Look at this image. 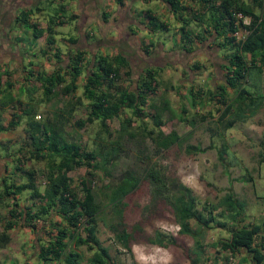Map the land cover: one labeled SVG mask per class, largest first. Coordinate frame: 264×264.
Returning a JSON list of instances; mask_svg holds the SVG:
<instances>
[{
  "label": "trees",
  "instance_id": "trees-1",
  "mask_svg": "<svg viewBox=\"0 0 264 264\" xmlns=\"http://www.w3.org/2000/svg\"><path fill=\"white\" fill-rule=\"evenodd\" d=\"M117 1L120 3V0ZM165 1L173 16H178L182 12L188 13L183 18H177L181 25L179 28L181 48L185 52L190 53L193 50L191 45L194 39L208 41L210 42L208 47L214 50L218 48L221 52L222 83L214 86L213 90L203 87L188 89L190 108L199 107L203 98L207 102L213 101L214 111L219 113L215 123L222 130L231 128L234 122L249 118L259 108H263L264 124V93H251L249 90L252 85L249 83L250 75L256 71L264 72V15L254 14L253 7L237 0ZM252 1L258 6L260 13H264L263 0ZM34 10L41 11L37 7L19 9V15L14 18V22L21 23L23 29L29 30L33 40L43 34L46 35V49L41 51L43 56L49 50L54 52L51 55L56 62L53 70L50 73L41 71L34 74L33 80L39 84L41 90L39 102H48L57 96L69 97L70 102L67 107L52 114L58 126L55 122L47 121L41 124L33 120L34 108L31 97L25 104L17 101V106L20 108L24 106L20 113L13 112L11 119L4 126L0 123V133L8 132L19 124L21 118H26L27 158L43 162L41 190L37 187L35 172L22 169V148L18 150L14 159V169L20 172V181H15L12 175L0 177V203L4 199L8 203L6 216L0 218V249L10 240L8 231L19 226L28 228L33 234H38L35 225L39 222L42 226L39 230L46 235V237L37 236L36 257L40 264H115L109 256L108 248L102 246L96 237V219L100 210L94 201L89 181L79 180V187L74 189L71 187L72 181L68 173L74 169L84 168L89 174L90 170H94L92 162L97 155L101 159L102 167L110 165V162L116 158L115 154L119 151V147L115 141H112L108 143L110 147L108 151L101 155V152L97 153L75 141L68 140L60 129L68 118L66 115H70L76 106H83L86 115L83 119H75L74 126L80 129L97 121L106 134H108L106 121L118 120L121 134H126L129 132L133 117L141 119L148 115L153 129L143 132L157 151L166 150L173 145H182L190 133L184 136L178 135L173 130L166 134L160 130L163 125L162 114L168 110V104L164 101L161 107H157L149 103V95H154L157 91L156 70L143 68L133 82L132 88L128 89L120 86L119 82L120 71H123L127 79L131 75L126 56L121 52H117L114 56L94 52L87 59V53L76 48L67 51L62 58L60 51L53 48L55 44L53 28L64 24L65 17L60 15L64 14L63 6L59 5L52 9L54 14L49 18L44 29H40L36 23L28 22ZM145 13L148 31L168 30L165 22L151 15L149 11ZM236 13L248 17V24L244 25L236 19ZM192 17L197 26L200 28L204 26L202 30L195 32L189 29ZM72 18L74 17L71 16L69 20ZM102 18L105 20L107 14L102 13ZM238 29L246 32L240 40H236L233 36ZM209 39L217 42L211 43ZM68 42L75 44L77 40L69 38ZM151 45L150 42L142 51L148 53L147 49ZM194 67L199 68L197 65ZM30 76H33L32 72H29ZM78 80L81 81L80 95L74 96L78 88L76 84ZM6 86L8 89L11 87L9 83ZM11 102V97L1 99L0 111L5 103ZM17 106L14 110L18 108ZM147 106L151 113L145 115L144 110ZM63 113L65 116L62 115ZM127 113L130 114L129 117L120 119ZM186 113L187 111L181 108L177 121L192 128L196 125L195 121L184 116ZM198 121H206V115H200ZM129 135L132 136L131 133ZM211 148L210 143L205 147L184 145L186 154L204 153ZM224 153L225 148L222 147L218 157L222 159ZM143 179L149 181L155 195H161L165 191L166 182L160 172L153 167L144 172ZM139 180L135 174L126 171L121 175L119 182L110 189L108 203L112 206L116 218L121 217L123 198L136 189ZM172 188L175 191L170 197L169 205L178 226V234L188 236L192 242L188 251L190 264H204L203 241L206 230L211 228L224 230L228 234L226 238L210 243L212 248L225 252L230 257L238 255L236 264H264V235L261 234L260 225L243 223L244 204L232 193L227 191L217 203L213 205L203 203L197 209L190 189L177 183H173ZM24 193L28 197L22 204L20 198ZM114 236L124 248L127 247L129 234L121 229ZM153 243L158 247L167 245L160 234L155 235ZM80 246H86L87 250L92 251L91 255L85 258L76 250Z\"/></svg>",
  "mask_w": 264,
  "mask_h": 264
},
{
  "label": "rangeland",
  "instance_id": "rangeland-1",
  "mask_svg": "<svg viewBox=\"0 0 264 264\" xmlns=\"http://www.w3.org/2000/svg\"><path fill=\"white\" fill-rule=\"evenodd\" d=\"M47 1L45 3L44 0H36L29 5L39 3L43 8L48 7V11L44 10L41 13L50 15L53 13V8H51L52 4L50 5L49 1H54L53 4H56L57 1ZM64 1L68 3V0ZM77 1L78 3L73 5V9L76 6L78 8V17L75 21L66 23V20H63L64 24L56 27L58 37H61L60 39L56 37V47L61 54L64 55L70 49L76 48L89 54V57L101 48L105 49V52L111 56L121 52L126 56L131 75L127 79L124 77L123 71H120L119 82L120 86L128 89L132 88L133 82L143 68H162V72L156 77L158 81L157 91L154 95H149V103L157 107H161V103L164 101L168 104V110L162 114L163 125L160 130L164 134L171 130L184 136L188 132L190 133L182 145H173L166 150L157 151L151 140L143 132L153 129L150 117L146 115V113H151L148 106L144 110L145 117L141 119L132 118L129 132L126 134H121L120 123L115 119L105 122L108 134L97 121L77 129L73 122L75 119L85 117L86 111L83 106H76L70 115H66L68 118L60 129L62 135L68 140L75 141L84 148L97 153L101 152V155L108 151L110 148L108 143L112 141H115L119 147V151L115 154L116 158L110 162V165L102 167L101 159L97 155L95 161L92 162L94 170H90L89 174L84 168L74 169L68 173L72 181L71 187L74 189L79 187V180L86 179L89 181L94 201L100 210L96 219V237L102 246L108 248L109 256L113 262L115 264H190L188 251L192 246L191 239L188 236L178 234V226L169 205L170 197L174 195L175 191L172 188L173 183L184 185L190 189L197 209L203 203L210 205L217 203L228 191L244 204V224L252 219H255V224H264V216L261 214L262 212L264 214L263 109H258L249 118L234 122L231 128L222 130L215 123L217 119V112L214 111L215 103L210 100H208L209 102L204 101L205 99L202 97L204 100H201V105L192 109L189 105L187 91L183 89L192 85L193 87L213 90L214 86L222 83V73L219 71V64L222 63V59L216 51L200 46L191 55L183 54L180 51L179 53L172 51V53H168L157 45L152 48L148 47V53H144L142 50L147 45H143V42L140 41L142 36L144 38V33L138 31L141 26L127 18V13H131L134 0H122V6H118L116 2L112 3L113 0ZM142 1L145 2L146 0ZM0 4H2V13H0V39H2L0 44L2 46L8 43L5 33L12 35L10 29H16L15 26L17 25L14 23L13 13L22 9L20 4L23 3H20L19 0H0ZM25 6L27 5L24 4L23 8ZM67 6V4H63V8L67 9ZM114 7L115 10L112 13L117 14L115 16L117 18L115 20L109 18L103 20L101 13L106 8L113 9ZM141 8L147 9L148 5L141 4ZM153 9L161 15L164 6L157 3ZM44 17L38 18L42 22L40 23L41 27L46 23V17ZM17 23L18 25L21 24ZM134 24L136 32L129 29ZM160 36L163 39L168 37L167 35ZM68 37L77 40V42L75 44L65 42ZM19 40L22 42L26 39L15 37L11 40L14 44L12 46L17 45L18 47ZM40 41L42 40L35 41L36 46H41L42 42L40 43ZM11 42L6 45L9 46ZM10 52L11 50L8 49L2 53L4 57L12 58L9 61H13V57L14 60L18 59V54H10ZM48 54L50 57L45 58L39 55L38 58L34 59L38 69L44 72H50L56 65L50 50ZM194 57L197 58L196 62L201 64L200 67L203 66V72L199 74L187 73L184 76L179 74V69L178 71L174 70L179 66L181 67L179 64H182L186 70L183 63ZM252 76L253 74L250 75L251 78H253ZM76 84L78 88L74 96L80 95L81 81L78 80ZM30 86L35 88V91L30 94L34 108L33 120L41 124L47 121L55 122L58 126V122L53 119L52 114L56 110L67 107L70 102L69 97L57 96L48 102L41 103L39 102L41 93L38 91L37 83H30ZM16 91L14 92L16 102L26 99L25 93L18 95ZM14 106L16 107L17 104L14 103ZM181 108L187 111L184 116L188 119L193 118L196 124L194 127L191 128L177 121V115L180 114ZM20 110V107L15 108V112L20 113ZM12 113L11 110L3 108L0 111V123L5 125L11 119ZM62 115L65 116L64 113ZM129 115L127 113L120 119L127 118ZM200 115H206V121L199 122ZM26 121V118H21L14 129L0 133V177L12 175L15 181H20V172L14 169V159L18 150L22 148V169L35 172L37 187L41 190L43 187V162L27 158ZM130 133L132 136L129 135ZM209 143L212 148L204 153L186 154L184 151L186 144L205 147ZM222 147L225 148V153L220 159L218 152ZM151 167L159 171L162 179L166 182L165 191L161 195H155L149 181L143 179L144 172ZM126 171L132 172L140 180L136 189L123 198L121 217L116 218L112 206L108 203V195L110 189L119 182L121 175ZM27 197L26 193L21 196L22 204L25 203ZM7 204L5 199L0 203V218L2 217V219L4 215L6 216ZM250 208L254 209L249 210ZM190 224L192 225V221ZM40 227H42L40 223H36L35 229L38 230V234H33L28 228L19 226L8 231L10 240L4 248L0 249V264H40L36 257L37 236L46 237L42 230H39ZM121 229L130 235L126 248L114 236ZM156 234H160L162 239L167 242L165 247H158L153 243ZM227 236V232L221 229L206 230L203 241L204 264L237 263L238 255L230 257L227 253L210 246V243ZM171 239L172 243L170 242ZM76 250L85 258L90 256L92 252L87 250L86 246H80Z\"/></svg>",
  "mask_w": 264,
  "mask_h": 264
},
{
  "label": "crops",
  "instance_id": "crops-1",
  "mask_svg": "<svg viewBox=\"0 0 264 264\" xmlns=\"http://www.w3.org/2000/svg\"><path fill=\"white\" fill-rule=\"evenodd\" d=\"M56 1H57V2H55L56 4H53L54 1H50V3L52 4V5L50 4L52 6L51 8H56L59 5L63 6V4H67L68 5L67 9L64 8V12H63L64 14H60V13H57V14L58 15L60 14L61 16H64L65 17L64 20H66V23L67 22H72V20L75 21V19L78 17V8L76 6L73 9V5H74V3H78V1L77 0H68V3H65L64 0H56ZM237 1L242 2L244 5H248L250 7H253L252 9H253L254 14H256V15H258V14L264 15V13H260V11L258 9V6H255L252 0H237ZM113 2H116L118 4V6H122V0H120V3H118L117 0H113L112 3ZM142 2H143L142 0H134L133 1L134 5L131 7V13H127V18H128V20L135 22V24H140L141 29H138V31L140 30V32L144 33V38H143V36H142V39L140 38V41L143 42V45L144 44L145 45H149V43L151 42L152 45L149 46V48L150 47L152 48V47L158 45V46H160L162 48V50H166L168 53H172V52L173 53H176V52L179 53V51H180L183 54H190V55L193 52H195L196 50H198L200 46H202V47L204 46L206 48L212 49V48L208 47L210 42L205 41V40L203 41V40L194 39L193 45H191L193 50L190 53L189 52H185V50H183V48H181V35L179 33V28H180L181 25H180V20L177 19V18H183L188 13L182 12V13H179L178 16H173V14L170 12L169 7H168V5H167L165 0H146L145 2H143V3ZM157 3H160L161 5L164 6V10L162 11L163 13H161V15L159 13L155 12V10L153 9V8L156 7ZM141 4L148 5V8L143 10L141 8ZM262 4L264 6V0L262 1ZM190 5L191 4L189 3V6ZM29 7H37L39 9H41V11L36 12L34 10L30 14L28 22L29 23H36L39 26L40 29H44L46 27V25H47V21L49 20V18L54 13H52L50 15L48 13H41L44 10L48 11V9H47L48 7L47 8H45V7L43 8L39 3H37L36 5H27V6H25V8H29ZM110 8H106L105 11H103L102 13L107 14V18L106 19L109 18L111 20H115V18H117V17H115L117 14L114 15V13H112L115 10V7L113 9H110ZM146 11H149L151 15L156 16L160 21L165 22L168 25V30L165 31V32H151V31H148L147 28H146V21L147 20L145 18V16H146L145 12ZM18 12L19 11L17 10L15 13H13V18H15V17H17L19 15ZM102 13H101V15H102ZM202 14L206 15V13H202ZM43 16L46 17V18L44 17L45 20H46V23L44 24L43 27H41L40 23H42V22H40L38 18L43 17ZM71 16H73L74 18L69 20V18ZM135 24L130 26L129 29H133V31L136 32V30L134 29L135 28ZM15 25H17V26H15V28H16L15 30H11L10 29V32H12V35H10L9 33H5L6 34L5 35L6 36V40L8 41V43L11 42V40L13 38H15V37H17L18 39L24 37L26 40L22 41V42H20V40H19L18 41V43H19L18 47H17V45L12 46V45H14V44H12V42H11V44L9 46L6 45L8 43L3 44L2 46L0 44V91H2V92H0V100L1 99L5 100L8 97L12 98V102L11 103H5L4 104V108H7L8 110H11V112H15L14 103H16L17 99L14 98L15 97L14 92L16 90H17L16 92L18 93V95L19 94L23 95L24 93L26 94V99L25 100L22 99V101H21L22 104H25L28 101L29 97H31L30 96V94H31L30 91H32V93L35 91L34 86L31 87L30 83H37L35 80H33L34 79V74L36 72H41L42 70L38 69V65L36 64L34 59L38 58L39 55H42L41 51L46 49V47H45L46 35L45 34H43L39 38L33 40L32 39V34H31V32L29 30L23 29L20 25H18V23H15ZM56 27L57 26H54V28H53L54 33H55V35H54L55 44H54L53 48H55L58 51H60L58 49V47H56V43H57L56 37H58V33H57ZM203 28H204V26L202 28L197 26V23L193 22V17H192V20L189 23V29H193L195 32H198V31L202 30ZM3 31H2V33H3ZM90 34H92V33L90 32ZM3 35H4V33H3ZM160 35H162V36L167 35L168 37H167V39H163V37H161ZM58 38L60 39L61 37H58ZM69 38L70 37H68L65 42H67ZM151 38H154L155 40H153V41L149 40ZM39 39L42 40V41H40V43L42 42V44H41V46H36L35 41L39 40ZM210 41H212L211 43L217 42L216 40H212V39ZM218 41H220V39ZM1 42H2V39H0V43ZM8 49L11 50L10 54H15V55L18 54L17 55L18 59L14 60V57H13V61H9V59L12 60V58H6L7 56L4 57L3 56L4 54L2 52L3 51H7ZM19 49H21V50H19ZM73 50H75V49H73ZM73 50L70 49L69 51H73ZM214 51H216L218 56L221 57V52H220V50L218 48H217V50H214ZM47 52H46V55H44L45 58L50 57V54H48ZM50 52L54 53L53 50H50ZM97 52H100L101 54H107V52H105V49H103V48H101ZM116 54L117 53L113 54V56L116 55ZM109 56H111V55H109ZM61 57L63 58L64 55L61 54ZM90 57H89V54H87L86 58L89 59ZM196 60H197V58L194 57L193 59L187 61L186 63L184 62L185 64L183 63V66H185L187 71L184 70V68L182 67V64H179V65H181L182 68L178 65L179 67L177 69H174V70L178 71V69H179V71H180L179 74H183L184 76H186L187 73L199 74V73L203 72V69H202L203 66L200 67L201 64L197 63ZM170 64H172V63H170ZM221 64H219V68H220ZM194 65H197V67H199V68H195ZM152 69L157 71V77H158V74H160L162 72V68H160V69L152 68ZM219 71L221 72V70H219ZM29 72H32L33 76L29 77ZM50 72H46V73H50ZM252 74H253V76H252L253 78L249 77V83L252 84V86L249 87L250 92L251 93H256V92L264 93V87H263L264 72L259 73V72L256 71V72H253ZM8 83L11 85V87L9 89L6 86ZM187 85H189V84H187ZM37 86H38L37 87L38 91L41 92L38 83H37ZM191 87H193V86L189 85V86H186L183 89H186V91H187ZM194 88H198V87H194ZM23 107L24 106H21L20 109L22 110ZM261 109H263V108H261ZM218 114L219 113L217 112V115ZM2 126H4V125H2ZM253 209L254 208H250L249 210H253ZM261 214L264 216L263 212ZM254 222H255V219H252L248 223L249 224H255ZM263 226H264L263 223L260 224L261 234L262 235H264V227Z\"/></svg>",
  "mask_w": 264,
  "mask_h": 264
},
{
  "label": "built area",
  "instance_id": "built-area-1",
  "mask_svg": "<svg viewBox=\"0 0 264 264\" xmlns=\"http://www.w3.org/2000/svg\"><path fill=\"white\" fill-rule=\"evenodd\" d=\"M236 19L240 20L242 24L247 25L249 22L248 17H242L239 13L235 14ZM245 31L242 29H238L235 33H233V36L236 40H240L245 35Z\"/></svg>",
  "mask_w": 264,
  "mask_h": 264
},
{
  "label": "flooded vegetation",
  "instance_id": "flooded-vegetation-1",
  "mask_svg": "<svg viewBox=\"0 0 264 264\" xmlns=\"http://www.w3.org/2000/svg\"><path fill=\"white\" fill-rule=\"evenodd\" d=\"M27 1V2H25ZM33 1H36V0H19L20 3H23V4H20V6L23 8V5H29L31 4V2ZM37 1H40V0H37ZM45 3H47L48 1L47 0H44ZM50 2V1H49ZM15 7V6H14ZM6 10L8 11V8L6 7ZM19 10V9H18ZM3 12H5V9H3ZM0 13H2V4H0Z\"/></svg>",
  "mask_w": 264,
  "mask_h": 264
}]
</instances>
